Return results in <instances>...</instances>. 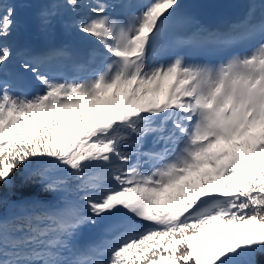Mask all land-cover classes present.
<instances>
[{
	"label": "snow or ice",
	"instance_id": "1",
	"mask_svg": "<svg viewBox=\"0 0 264 264\" xmlns=\"http://www.w3.org/2000/svg\"><path fill=\"white\" fill-rule=\"evenodd\" d=\"M244 2L210 27L181 0H50L42 30L64 10L93 47L20 48L13 71L0 0V264H261L264 0Z\"/></svg>",
	"mask_w": 264,
	"mask_h": 264
},
{
	"label": "trees",
	"instance_id": "2",
	"mask_svg": "<svg viewBox=\"0 0 264 264\" xmlns=\"http://www.w3.org/2000/svg\"><path fill=\"white\" fill-rule=\"evenodd\" d=\"M169 80H170V79H165L164 81H162V82H161V85H160V90H159V92H156V93L149 92L148 96L145 97V99L150 98V97H156V96H158V95L161 93L163 87H164L165 85H167V84L170 82ZM149 87H150V88H154L155 85H152V86H149ZM111 97H112V93L109 92V93L106 95V97L102 98V101H107L108 103L111 104V103L114 102V101L111 99ZM118 99H125V96L123 95V93L118 94ZM115 101H116V100H115ZM84 109H85V108L81 109V111H83ZM190 178H191V177H190ZM15 179H16L17 184H19V182H20V174H19V173L17 174V176H16ZM182 183H183V182H182ZM36 191H37L36 188H30V189H27V190L25 191V194L32 193V192H36ZM172 191H174V190H172ZM42 198H43V199H46V200H50V199H53V196H52L51 194H46V195H44ZM158 203H160L161 205H163V204L166 203V201H165L163 198H161V199L158 201ZM258 260L261 262V264H264V257H258ZM162 264H164V262H162Z\"/></svg>",
	"mask_w": 264,
	"mask_h": 264
},
{
	"label": "water",
	"instance_id": "3",
	"mask_svg": "<svg viewBox=\"0 0 264 264\" xmlns=\"http://www.w3.org/2000/svg\"><path fill=\"white\" fill-rule=\"evenodd\" d=\"M17 16L24 23L28 34L33 35L35 33V27L30 21L28 13L25 10H18ZM86 239H96L100 234L99 228H91L90 230L84 231Z\"/></svg>",
	"mask_w": 264,
	"mask_h": 264
},
{
	"label": "rangeland",
	"instance_id": "4",
	"mask_svg": "<svg viewBox=\"0 0 264 264\" xmlns=\"http://www.w3.org/2000/svg\"><path fill=\"white\" fill-rule=\"evenodd\" d=\"M23 0H20V4H21V2H22ZM35 2L37 3V4H39L40 3V1L39 0H35ZM17 7H19V4L18 5H16ZM39 25L41 26V22H40V19H39ZM47 31H48V29H46V30H42V28H41V30H40V33H43V32H45V33H47ZM50 34L51 35H53V34H55L53 31H50ZM76 35H81L79 32H76ZM173 82L171 81L169 84H172ZM162 93V92H161ZM160 96V95H159ZM158 99V97L155 99V100H157ZM145 101H147V100H145ZM123 102L124 101H117L115 104H113V105H111L112 107H113V109H115V107H117V106H119V105H122L123 104ZM104 106V102H102L101 101V107H103ZM83 112H85V114L87 115L88 113H89V109L88 108H85L84 110H83ZM110 114V113H109ZM97 119H102L103 118V114H101L100 116H98V117H96ZM225 234H228L231 230L230 229H223L222 230ZM211 234V232H208V233H203L202 234V238L204 237V236H207V235H210Z\"/></svg>",
	"mask_w": 264,
	"mask_h": 264
},
{
	"label": "bare ground",
	"instance_id": "5",
	"mask_svg": "<svg viewBox=\"0 0 264 264\" xmlns=\"http://www.w3.org/2000/svg\"><path fill=\"white\" fill-rule=\"evenodd\" d=\"M27 11L29 13L30 19H32V22L34 23V25L36 27V30L39 31L42 27H39L38 24H37V16H36V14L34 12H32L29 8H27ZM58 36H62V35L61 34H58ZM78 38H79L80 41H83V42H86V43H88L91 40V38H88V39L83 38L82 35H80ZM13 50H14V48H13ZM14 55L16 56V54H14ZM13 65H15V64H14L13 61H11V64L9 65V67H11ZM170 85L171 84H169L168 86H166L163 89V91L160 94V96L158 97L157 101H160V100H163L164 99L165 94L167 93L168 88H169Z\"/></svg>",
	"mask_w": 264,
	"mask_h": 264
}]
</instances>
